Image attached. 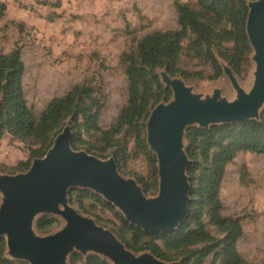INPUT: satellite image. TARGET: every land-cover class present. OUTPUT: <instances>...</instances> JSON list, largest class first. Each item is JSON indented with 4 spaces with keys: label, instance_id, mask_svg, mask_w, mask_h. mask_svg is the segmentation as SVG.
Here are the masks:
<instances>
[{
    "label": "rangeland",
    "instance_id": "obj_1",
    "mask_svg": "<svg viewBox=\"0 0 264 264\" xmlns=\"http://www.w3.org/2000/svg\"><path fill=\"white\" fill-rule=\"evenodd\" d=\"M250 1L256 0H217L218 5L206 10L198 0H0L5 7L0 17V58L20 51L23 97L36 120L52 100L79 88L73 108L43 132L21 131L14 126L5 105V92H0V174L26 172L69 125L74 133V150L103 160L115 158L124 177L137 180L147 197H155L158 167L147 144L146 124L158 104L172 99V91L162 84L158 71L169 73L173 65L175 73L169 74L182 78L196 92L219 87L231 100L235 93L223 73L220 62H224L249 90L253 70V50L246 32ZM178 4L187 5L195 13L204 25L201 32L179 24ZM177 33L181 35L175 63L163 44L156 45L152 60L144 54L142 44L147 38ZM131 66L142 74L138 107L127 123L118 125L130 104ZM244 129L264 138V110L259 121L210 130L188 129L185 145L193 166L188 176L194 206L176 235L139 232L140 228L92 191L73 189L71 205L113 231L137 254L153 253L152 247H156L161 254L158 258L165 262L223 264L220 243L226 233L212 222L204 195L218 146L227 145ZM210 138L216 147L205 154L202 143ZM218 199L220 214L242 227L236 244L239 255L249 264H264V154L239 151L224 168ZM63 226L60 217L46 215L37 220L36 231L46 236ZM199 229L212 240H185L187 233ZM0 249L9 264H29L6 256L3 237ZM69 264L111 263L95 255L75 253Z\"/></svg>",
    "mask_w": 264,
    "mask_h": 264
},
{
    "label": "water",
    "instance_id": "obj_2",
    "mask_svg": "<svg viewBox=\"0 0 264 264\" xmlns=\"http://www.w3.org/2000/svg\"><path fill=\"white\" fill-rule=\"evenodd\" d=\"M246 32L253 50L252 83L240 84L232 68L220 62L235 93L228 99L219 87L198 93L182 78L158 71L172 99L158 104L147 124V144L156 156L159 188L147 197L133 178L124 177L115 158L107 160L73 149L71 126L55 138L43 158L15 175L0 174V237L6 256L29 264H69L73 254L95 255L111 264H180L165 262L152 252L135 253L110 229L83 216L70 202L73 189L88 190L112 204L131 225L154 235L172 234L188 220L191 208L190 159L185 138L188 129L259 121L264 110V0L248 2ZM60 217L64 226L42 236L37 220Z\"/></svg>",
    "mask_w": 264,
    "mask_h": 264
},
{
    "label": "trees",
    "instance_id": "obj_3",
    "mask_svg": "<svg viewBox=\"0 0 264 264\" xmlns=\"http://www.w3.org/2000/svg\"><path fill=\"white\" fill-rule=\"evenodd\" d=\"M198 2L202 8L206 10H211L212 6L218 5L217 0H198ZM4 8V5L0 4V17L3 14ZM177 9L178 21L183 28L189 27L196 32H201L204 29V25L198 21L195 13L187 5L178 4ZM180 35L181 33H177L173 36L161 34L152 35L142 44L144 54L152 60L154 52L156 51V45L160 46L163 44V46H166L168 55L172 57L175 63L177 57L175 48L178 47ZM245 41H247L246 38ZM23 73L24 64L18 49L0 58V92L2 90L5 92V105L11 114L10 122L21 131L43 132L73 108L76 103V94L79 92V88H76L73 92L64 97L52 100L39 119L36 120L33 114L28 110L23 97L21 83ZM169 73L174 75L175 71L173 65L169 67ZM141 76L142 74L136 67L131 66L129 68L130 104L120 116L118 125L127 123L131 113L135 112L138 107ZM215 145L216 144L211 138L203 141L202 148L205 154H208L211 149L216 147ZM243 150L264 154V138L256 135L254 131L249 132L244 129L234 139L229 141L227 145H219L218 151L212 157L213 167L205 189L204 200L209 207L211 220L214 224L223 228L226 233L224 240L220 243L222 246L221 255L223 257V264H249L239 255L236 248V244L243 234L242 227L238 221L227 219L220 214L221 205L218 199V188L226 164L232 161L239 151ZM192 170L193 166L190 167V173ZM193 206L194 205L191 207ZM138 231L142 232L141 229H138ZM176 234L177 232L170 236ZM185 240H193V242L203 240L210 241L212 238L205 233L203 229H199L187 233ZM152 250L157 257H161L156 247H152ZM206 254L207 252H205L204 255ZM93 261L98 262L97 259ZM0 264H9L3 257L1 249Z\"/></svg>",
    "mask_w": 264,
    "mask_h": 264
}]
</instances>
